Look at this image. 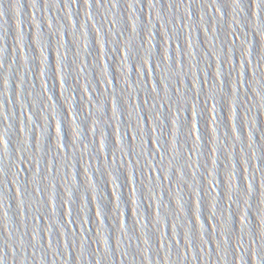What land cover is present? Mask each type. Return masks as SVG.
<instances>
[{
	"label": "water",
	"instance_id": "95a60500",
	"mask_svg": "<svg viewBox=\"0 0 264 264\" xmlns=\"http://www.w3.org/2000/svg\"><path fill=\"white\" fill-rule=\"evenodd\" d=\"M0 264H264V4L0 0Z\"/></svg>",
	"mask_w": 264,
	"mask_h": 264
},
{
	"label": "snow or ice",
	"instance_id": "6c2138e0",
	"mask_svg": "<svg viewBox=\"0 0 264 264\" xmlns=\"http://www.w3.org/2000/svg\"><path fill=\"white\" fill-rule=\"evenodd\" d=\"M260 3L264 4V0H260Z\"/></svg>",
	"mask_w": 264,
	"mask_h": 264
}]
</instances>
